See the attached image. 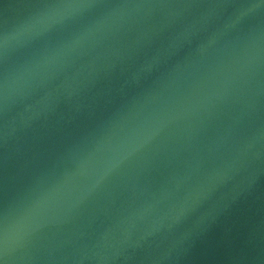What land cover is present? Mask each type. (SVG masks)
I'll use <instances>...</instances> for the list:
<instances>
[{
    "label": "water",
    "instance_id": "water-1",
    "mask_svg": "<svg viewBox=\"0 0 264 264\" xmlns=\"http://www.w3.org/2000/svg\"><path fill=\"white\" fill-rule=\"evenodd\" d=\"M0 264H264V0H0Z\"/></svg>",
    "mask_w": 264,
    "mask_h": 264
}]
</instances>
